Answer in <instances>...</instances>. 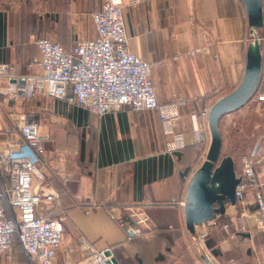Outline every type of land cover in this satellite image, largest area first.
<instances>
[{"label": "crops", "instance_id": "obj_1", "mask_svg": "<svg viewBox=\"0 0 264 264\" xmlns=\"http://www.w3.org/2000/svg\"><path fill=\"white\" fill-rule=\"evenodd\" d=\"M104 1L0 0V63L10 64L15 75L39 73L37 40L47 37L71 49L79 39L95 38L92 13ZM122 3L130 48L152 63L160 105L185 102L174 132L167 131L162 109L98 116L68 100L27 96L24 88L3 80L0 133L14 121L32 118L45 137L44 160L53 168L40 192L59 195L47 209L64 217L58 264H85L84 240L99 249L114 246L118 260L121 255L139 258L128 264H196L182 203L210 135L201 121L203 139L196 140L191 113L210 107L242 80L251 41L247 12L241 0ZM236 112L229 113L232 124ZM230 137L233 147L235 136ZM258 168L264 195V164ZM247 199L252 200L250 193ZM249 212L221 218L220 227L198 228L208 232L206 246L223 264H259L264 256L254 211ZM131 213L147 220L142 234L128 239L127 226L137 227ZM122 217L124 226L118 221ZM16 264H27L23 253L16 254Z\"/></svg>", "mask_w": 264, "mask_h": 264}, {"label": "built area", "instance_id": "obj_2", "mask_svg": "<svg viewBox=\"0 0 264 264\" xmlns=\"http://www.w3.org/2000/svg\"><path fill=\"white\" fill-rule=\"evenodd\" d=\"M92 19L97 33L95 38L79 39L71 49H64L50 38H40L36 42L38 55L34 59L40 72L15 75L11 65L3 62L0 63V82L24 81L27 96L41 94L68 100L98 116L123 109H162L167 131L173 133V123L179 118L178 109L185 102L160 105L151 80L152 63L130 48L122 0H105L100 10L92 13ZM262 49L264 51L263 37ZM209 110L210 107L195 108L191 113L197 141L203 139L199 122L208 128ZM44 141L38 123L32 118L14 121L0 133V256L10 264H16L15 237L27 264H58L57 253L64 246V217L47 209L59 195L40 192V184L46 182L49 167L53 168L50 160H44L47 153ZM262 148L264 153V138ZM257 151L240 158L242 180L236 188V201L237 205L246 207L248 192L254 191L259 206L254 217L258 228L264 232V195L256 170V165L264 162V154L259 158ZM249 213L244 208L241 215ZM139 215L137 227H127L128 239L142 234L141 225L147 219ZM118 221L126 225L121 218ZM240 230L247 229L242 226ZM199 236L206 242L208 232H200ZM80 248L85 264H115L114 246L99 249L84 240ZM195 262L200 264L198 259ZM259 264H264V256Z\"/></svg>", "mask_w": 264, "mask_h": 264}, {"label": "water", "instance_id": "obj_3", "mask_svg": "<svg viewBox=\"0 0 264 264\" xmlns=\"http://www.w3.org/2000/svg\"><path fill=\"white\" fill-rule=\"evenodd\" d=\"M248 17V33L251 41L246 52L242 80L228 94L220 97L211 106L208 114L210 143L204 161L190 178L185 200L182 203L186 229L191 236L197 257L203 264H223L201 240L198 228L220 227L223 217L239 216L236 188L242 177L231 155L222 156L223 137L220 121L223 116L241 109L256 94L263 76L264 33L263 0H241ZM12 84L21 88L26 82L14 79ZM109 254V253H107ZM115 264H120L113 258Z\"/></svg>", "mask_w": 264, "mask_h": 264}, {"label": "rangeland", "instance_id": "obj_4", "mask_svg": "<svg viewBox=\"0 0 264 264\" xmlns=\"http://www.w3.org/2000/svg\"><path fill=\"white\" fill-rule=\"evenodd\" d=\"M263 97H264V80L262 79L260 86L254 97L245 106L237 110L235 114L236 118L234 120L235 124H232L233 123L232 120L230 121V119H232L233 117V114L231 115L227 114L223 116L220 121V130L223 137L222 156L231 155L234 158L236 162L237 171L240 175L242 173V165L240 158L243 155H251L254 151H256V149H258L257 155L259 158L264 154L262 148L263 138H264V98ZM208 132H209V128H208ZM230 135L235 136L234 141L236 142L234 143L233 147L231 146L232 145L231 143L233 142L231 140ZM260 164H264V162H260L259 164L256 165L257 172L259 171L258 167L260 166ZM248 193L251 194L252 200L249 201L246 207L238 205L241 212L244 210V208H246V210H248L249 212V211H256L259 207L254 191L250 190ZM45 207L47 206L45 205ZM129 217L135 221L138 220V214L131 213ZM121 219L125 222V219L123 217ZM259 230H260V239H261L260 245H264V232L261 229ZM204 243L206 245L207 240ZM197 259L200 261V264H202L201 260L199 258ZM120 260H118L120 264H128L131 263L132 261L139 260V258L136 255H133V257L130 258L128 256L121 255ZM0 264H7L6 260L2 256H0Z\"/></svg>", "mask_w": 264, "mask_h": 264}, {"label": "trees", "instance_id": "obj_5", "mask_svg": "<svg viewBox=\"0 0 264 264\" xmlns=\"http://www.w3.org/2000/svg\"><path fill=\"white\" fill-rule=\"evenodd\" d=\"M15 251H16L17 255L22 254L21 245H20L19 240L17 239V237H15Z\"/></svg>", "mask_w": 264, "mask_h": 264}]
</instances>
